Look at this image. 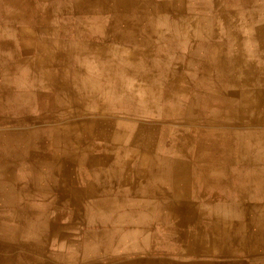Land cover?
<instances>
[{
    "label": "rangeland",
    "instance_id": "obj_1",
    "mask_svg": "<svg viewBox=\"0 0 264 264\" xmlns=\"http://www.w3.org/2000/svg\"><path fill=\"white\" fill-rule=\"evenodd\" d=\"M53 1L54 0H41L39 2L41 9V13L39 15L43 14L42 10L47 9L48 11L46 12V16L51 19L52 24H55L57 27L60 25L58 22L67 23L69 20H72L73 25L71 26V31H67L66 33H63V31L58 37H56V33L55 39L60 42L54 43L53 46L58 49H70L71 51H74V54H77L78 51L82 49L80 46L84 45L86 47L85 51L88 58L83 59L84 61H79L80 59H77L79 61V66L84 68V71L89 70L91 68L90 65L94 66L101 47L105 46L107 50L105 55L108 58L118 57L116 53L112 52L116 48L121 50V54L123 56L129 57L133 46H135L134 43L130 41L131 37L136 36L138 37V40H143L145 36L149 35L150 37L147 38L149 42H147L145 46H141L139 49L134 47L137 55H135L132 64L124 66L145 73V77L143 78V76H137V73H134L133 75H126L127 81L123 83L124 87L129 90L136 86L137 90L135 91V94L139 97L143 96L140 89L146 85L153 84V81L157 82V80L162 76V69L165 68L168 76L163 83H159L158 86L160 87V90H165V87L167 89L166 85H169L168 87L171 89L173 87L180 86L186 89V92L182 97L187 99L188 102L192 98H201L195 100L194 103L191 104L194 112L190 114L193 116L192 118H197L195 121L199 124V128L206 130L207 126L211 125L214 130V134L208 138L202 136V146L200 149L198 147V150H196L193 138L198 137L199 134L195 130L196 128L190 127L189 123H187L188 119L184 116L178 115V112L177 115H173L172 117H170L171 115H163L158 112L149 115L139 114L133 117L134 119L132 121L133 125H131V131H129L130 133L128 134H124L125 137L122 140H103L98 135L96 136V143L101 148L97 149L93 153L95 155H109V160H106V163L101 165L98 169H95V166L88 167V171H101L103 173L102 177L85 176V179H81L79 174H77V172L81 169H79V167L71 161L73 159L69 160L68 156H70V153H63V160L67 161V165L69 164L71 167V184H68V180L65 182V179H63L64 177H58L55 182L57 189L47 192L46 195L38 196L34 191H24L28 188L25 187L23 181H16L15 184L19 193L17 194L16 207L22 211H26L28 219L33 218L37 211L45 210L49 216V225L47 224L48 227H50V224L54 226V224L59 223L60 227L64 228L63 231H66L67 234L71 235V238H74L72 242H70L72 244L82 238V233L85 229H89L88 231L99 230L101 234L106 231L110 232L109 228H111V225L106 226L101 221H98L96 224L88 223L85 225V221L87 220L85 208H89L91 204L99 202V200L107 201L104 205L107 209L111 207L114 209L113 206H120L119 209L115 208L117 209L116 218L132 214L137 216V218L140 217L145 218V220H149L150 216H144L146 214L138 215L136 211L145 209L141 206L143 204H151V207H156V209H158V212L155 215L156 217L167 218L164 226L169 227L172 234L177 236H182V234H186L188 237L193 236V238H199L198 242H201L203 239L208 240L209 242L214 241L211 239V236L215 239V234L212 235L211 232L214 230L213 227L215 226V229H218L223 226H228L217 222L213 223L214 219L210 217L212 213L211 206L213 205L219 207V205H230L232 203H240L241 201L244 205L236 207V209L229 206L223 207L224 210H220L218 212L215 210V219H218L219 217H232L234 220L240 221L245 220L246 218L247 220H255L264 223V199L261 198V196L264 195V188H262V185L264 186V177H234V174L237 172L236 168L241 165L240 161H242L243 164L248 161L250 157H252V155L247 152L248 149L252 148L255 150L264 148V145L261 144H264V124L263 122L259 124L257 121L259 114L256 112L248 113L244 111L245 113L242 118H237L233 116L229 105L222 104L221 99L224 97L229 98L230 102L234 100L237 101L238 95H236V93L242 86L241 84L239 86H234L229 82V80H222L219 78V76L223 75L225 72V74L234 75V73L230 70L231 63L228 62L230 53L227 51V46H225L228 41V36L226 34L227 27L221 14L223 13L221 12L222 0H129L130 5L128 11L123 7L116 6L114 2H117V0H102L105 4L102 8L97 4L99 0H64L63 3L60 2L61 5H58L60 8H56L57 10L53 7ZM92 1L94 2L91 5H86V3H90ZM262 2H264V0H251L250 4L251 7L254 8L257 4H261ZM5 9L6 8L4 7L3 10ZM134 9L136 10V18L141 15H143V18L142 22H139V26L138 22L136 23V29L133 32L129 28V24L121 19V16H127L131 19L130 17H132L133 13H135L133 12ZM125 12L126 14H123ZM157 14H165L170 19L176 21V24L185 26L191 36L196 33L198 28H201L204 32L202 34H198L197 37L196 35L193 36L195 38H199L201 41H204V47L207 44L209 45L208 41L210 38L207 37L209 34V28H217L221 33H219V36L214 39L212 38L211 40L213 44H222L221 48L211 49L212 53H209L207 51L205 52L203 47H201L202 50L195 49L198 47H193L194 49L192 48L191 50L183 47L180 49L181 52H179L182 53L183 56L179 58L180 55L176 54L175 51L174 53L169 52L170 48L167 47V43L160 41V38L163 35L162 32H149V28L154 29V26H156V23L152 21L156 20L153 16ZM118 18L120 21L117 22ZM239 18L241 20L238 19V17L234 19L236 25L241 27L243 24H247V22L243 21L241 16H239ZM261 25H264V15L262 17H257V21L253 24L252 29L255 27L258 28ZM25 27L26 23L24 22L11 23L10 25L8 22H2L0 26V33L11 30V33L15 34V30L24 29ZM161 30H164L163 33L166 35L178 33L169 30L166 28V25H163ZM41 33H43L42 30L39 34H37V36L41 37ZM255 33L256 32L254 30H250L246 32V35L251 36ZM15 36L16 37H12L11 40L12 45H15V48L20 45V42L24 40L26 41L27 39L30 40L35 37L32 33H28L27 37L20 36V40V37L17 36V34ZM1 40L3 39L0 37V51L3 52L4 49L1 45ZM194 42L195 41L192 43L193 46H195ZM254 44L255 45L245 44L246 48H244V50L247 53L243 56V66L240 67L245 72L248 71L246 73L253 74L254 76L257 74L256 72L260 70L261 73L259 72L260 74H257V76L254 77L258 78L260 76H264V47L258 46L259 42H255ZM155 45L164 46V50H158V52L157 48L161 46H157L156 48ZM33 47H35V45ZM36 47L37 49L28 50L25 54L20 55L21 59L24 61L21 66L22 69L26 68L29 64L36 66L38 56L41 54L37 44ZM19 52H21V50H19ZM88 59L92 63H89ZM186 62H189L190 64H192V62L194 63L197 69L195 73L193 72L194 70H190L185 66ZM196 64H199L200 66L197 68ZM39 69L40 67L38 66L36 69L37 76L40 75ZM237 73L240 74L239 69ZM73 83L74 82H72V84ZM37 88H41V86H38ZM42 91L44 93L50 92L49 88L43 86ZM210 99H212V101H210ZM199 100L204 101V107L210 108L203 109L204 107H201L198 103ZM201 110L204 112L200 114V117L198 114ZM70 114L73 117L76 116V110L70 108ZM119 114L120 116H124L122 113ZM91 116L93 118L96 117L97 121L101 124L108 126V120L106 118L108 117L109 119V116H112V114L105 113L103 115H99L94 110L86 112V117L89 118ZM73 117L71 121L75 119ZM170 120L172 121L170 122ZM210 121H215V123ZM256 121L258 123H256ZM123 122L125 123L126 121ZM166 125H171L175 128L173 134H171V136L167 139L166 146L168 148L177 146V148H174L172 152L168 153L160 151L159 149L157 150L158 144H155L152 149V155L156 158L152 167L154 170L159 172L165 171V164H163L162 159H173L175 161H181L191 172L194 169H199L202 172L205 171L206 175L197 176L196 174H193L191 177H186L187 180L190 181V187L204 188L203 185L205 183L202 182L204 179L209 182H215L214 184L218 181H224V183H229V186L238 187L236 189H240L235 190L233 188V192L228 195L221 191L223 189H215V196H211L208 192H203V194L199 197H196L193 193L194 189H191L183 201H185V206L189 209L187 210L188 212L202 214L200 215L202 218L200 219L201 224L199 225L196 222L195 224L180 223L181 219L176 214L178 212L187 211L184 210V208H177V205L180 204V202L174 195L171 181L172 178L175 177H166V174H160L159 172L158 176H150L147 175L148 173L140 174L139 168L141 167H139L140 164L138 162V158H130L131 152L137 151V145H141L142 141H137V139L143 138L144 135L142 136V134L145 133L143 129H152L151 131H155L157 138H159ZM8 126L12 127V124L8 123L3 125L2 122L0 123V129H4ZM114 126L117 127L116 124ZM106 128H110V126ZM252 133L255 135L257 134V136L251 139L250 136ZM181 138L183 141H186L187 144L185 145L184 151L181 147ZM119 152H122V154L127 153L128 163L123 166V176L114 177L110 175V172L112 173L116 166L120 167L119 163L116 164L117 161L114 159V156L119 154ZM79 154L81 155V153ZM255 161L256 164L263 163L262 165L256 166L257 171L262 170V168L264 169L263 161L260 159ZM225 163H228L229 165V167H226V171L229 170L233 172L231 176L226 175L224 172L225 168L222 166ZM98 178H100V181L97 180ZM93 184L98 186L96 193L93 191ZM221 185L224 186L222 183ZM73 186L81 188V192L84 193L79 200V203L82 205L81 209L79 208V205L73 204L75 196L70 193V187ZM147 187L155 190V192L146 194L144 189ZM60 189H66V191ZM224 196L230 198L224 199ZM207 204L211 206H208ZM159 207L165 208L162 209ZM174 209H178V211ZM234 209H238L240 212H235ZM251 209H261L262 212L254 213L253 210L250 213L249 211ZM93 210L99 213V206H95ZM226 210H229V213H227ZM57 215H60L58 219L56 218ZM4 216L10 217V210L8 207L0 206V218L4 219ZM259 217H261V220L258 219ZM232 223V227H235V223ZM11 224L14 225L15 223L11 222ZM129 225H131V223ZM196 226H199L202 229V233L196 230ZM159 227L160 226L155 227V230H158ZM115 236L118 237L119 235H114V237ZM33 241V238H29L25 240V243H32ZM62 242L63 241H61L58 237L51 240L46 256L40 258V261H53L55 257L52 253L58 249L55 244ZM10 243L13 242L0 240V255L1 252H5L7 250V244ZM188 246L175 243L174 245L168 247H159L157 245L155 248L157 253H165L169 255L168 259H166L168 264L178 262L183 263L184 260L191 261L194 259H198L200 261L213 260L215 262L231 259L225 258L219 254H189V256H187L186 253L187 249H189ZM15 248L17 251L19 250L18 247ZM63 248L73 250L76 248V245H66ZM143 248L146 247L141 246V249ZM151 250L153 251V249ZM117 253L118 255H123V251H119ZM249 259L250 256H244L242 258L245 263H251V260ZM74 264L81 263L75 262Z\"/></svg>",
    "mask_w": 264,
    "mask_h": 264
},
{
    "label": "bare ground",
    "instance_id": "obj_2",
    "mask_svg": "<svg viewBox=\"0 0 264 264\" xmlns=\"http://www.w3.org/2000/svg\"><path fill=\"white\" fill-rule=\"evenodd\" d=\"M40 1L41 0H0V14L3 16L11 15L19 18L21 21H24V23H26V27L22 31L35 35V37L30 40L27 39L26 41H22L20 50L23 51L22 54H25L28 50L37 49V44L39 52L41 53L37 59L42 65L39 69L41 72L40 75L37 76V71L34 69L36 67L33 66V68L30 66L29 69L30 72H32L29 73V70L25 71L24 75H21V78H32L33 80L41 78L44 82L43 87H47L50 90L49 93H43V99L39 106L43 112L42 126L44 128V160L42 176L39 177L38 174V177H35V179L36 181L41 182L42 188L40 189L42 195H46L47 192L57 189L52 184L56 182V177H64V181L66 182L68 180V184H71V167L69 164L67 165V161L63 160V153H70V156H68L69 160L73 159L74 163H76L79 169H81L77 172L81 179H85V176L102 177L103 173L101 171H88V167L95 166V169H98L101 165L106 163V160H109V155H95L93 153L97 149L101 148L96 143V136L98 135L103 140H122L125 137L124 134H128L130 133L129 131H131V125H133L132 121L134 119L133 117L139 114L149 115L158 112L163 115H171L170 117H172L173 115H177L178 112V115L184 116L188 119L187 123H189L190 127L196 128L195 130L199 134L198 137L193 138L196 150H198V147L200 149L202 146V136L207 138L209 136H213L214 130L211 125L207 126L206 130L199 128V124L195 121L197 118H192L193 116L190 114L194 112L191 104H193L195 100L201 98H192L188 102L187 99L182 97L184 96L186 89L180 86H176L171 89L168 87L169 85H166L167 89L165 87V90H160V87L158 86L159 83H163L168 76L165 68L162 69V76L157 80V82L153 81V84L146 85L140 89L143 96L139 97L135 94V91L137 90L136 86L129 90L124 87L123 83L127 81L126 75H133L134 73H137V76H143V78L145 77V73L124 66L132 64L135 55H137V53H135V48L139 49L141 46H145L146 43L149 42L147 39L150 37L149 35L145 36L143 40H138V37L136 36L131 37L130 41L133 42L135 46H133L129 57L123 56L121 54V50L116 48L112 52L116 53L118 57L108 58L105 55L107 53L105 46L101 47L96 62L94 61V66L90 65L91 68L84 71V68H81L78 64L79 61H84L83 59L88 58L85 51L86 47L84 45V47L80 46L82 49L79 50L77 54H74V51H71L70 49H58L53 46L54 43L60 42L55 38L60 36L62 34L61 32L64 31L63 33H66L67 31H71V26L73 25L72 20H69L67 23L58 22L60 25L58 27L55 26V24H52V20L46 16V12L48 11L47 9L42 10L43 14L39 15L41 13L39 6ZM94 1L86 3V5H91ZM250 1L251 0H222L221 2V12H223L221 14L227 27L226 34L228 36V41L225 46H227V51L230 53L228 62L231 63L230 70L234 73V75H228L225 74V72L223 75H220L219 78L222 80H229V82L234 86H239L240 84L242 85L240 90L236 93V95H238L237 101L234 100L230 102L227 97L222 98L221 101L222 104L229 105L234 117L242 118L245 112H256L259 114L257 121L259 124H261V122L264 124V76L254 78L257 74L261 73L260 70H258L256 72L257 74L254 76L253 74L246 73L248 71L245 72L240 67L243 66V56L247 53L244 50V48H246L245 44L255 45V42H259L258 46L264 47V25L252 29L253 24L257 21V17H262L264 15V2L257 4L253 8L251 7ZM60 2L63 3L64 0H54L53 7L55 9L60 8ZM114 3L116 6L123 7L127 11L129 9V0H117V2ZM97 4L101 8L105 5L102 0H99ZM2 7H5L6 9L3 10ZM126 12L123 14H126ZM133 12L135 13H133V16L130 17L131 19L127 16H121V19L127 22L129 24V28L134 32L136 29V23L138 22L139 26V22H142L143 15L136 18V10L134 9ZM239 16H241L243 21L247 22L248 25L243 24V27L236 25L234 19L237 17L240 19ZM153 18H156V20L152 21L156 23V26H154V29L149 28V32H162L163 35L160 38V41L167 43V47L170 48L169 52L174 53L175 51L176 54L180 55L179 58L183 56L182 53H179L181 52L180 49L183 47L188 48V50H191L193 47H198L195 49H201V47H203L205 52L207 51L212 53L211 49H220L222 46V44L218 43L213 44L211 40L212 38L214 39L220 35L219 33L221 32L217 28H209V34L207 35V37L210 38V40L207 38L209 40V45L207 44L204 47L205 42L193 36L196 35L197 37L198 34H202L204 31L201 28H198L196 33L191 36L185 26L176 24V21L170 19L165 14H157L154 15ZM118 21H120L119 18L117 19V22ZM163 25H166V28L169 30L178 33H172L171 35L164 34V30H161ZM41 30L43 32L41 33L42 36L38 37L37 34H39ZM250 30H254L256 33L251 36L246 35V32ZM56 33L57 35L55 37ZM193 41H195V46L192 45ZM34 45L35 47H33ZM155 46L156 48L157 46H161L157 48V51L164 50V46L162 45ZM17 51L19 50L13 51L12 53L13 61L16 66L21 65L24 62L20 57V52ZM78 56L81 57L79 58ZM77 59L80 60L78 61ZM4 62L7 64V61ZM88 62L92 63L89 59ZM196 65L197 68L200 66L199 64ZM185 66L190 70H194V73L197 70L193 62L192 64L186 62ZM238 69L240 74L237 73ZM7 70L12 71L13 69H6V71ZM2 77L5 78L6 75ZM72 82L74 83L72 84ZM27 86L30 90L33 87L32 85ZM1 90L2 97H5V95H7L6 90L4 88H1ZM210 101H212V99H210ZM198 103L201 107L204 105L203 100H199ZM70 108L76 110V116L73 117L70 114ZM209 108L210 107H204L203 109ZM90 110H94L99 115H103L105 113L112 114V116H109V119L108 117L106 118L108 120V126L98 122L96 117H86V112ZM202 112L204 111H199L198 116L201 117L200 114H202ZM119 113H122L124 116H120ZM72 117L75 119L71 121ZM172 120H170V122ZM123 121L126 122L124 123ZM257 121L256 123H258ZM210 122L215 123V121ZM115 124L117 127L114 126ZM109 126L110 128H106ZM146 129H143V131H145V133L142 134V136L144 135L143 138L137 139V141H142V146L140 144L137 145V151H132L130 158H138V162L140 164L139 167H141L139 168L140 174L148 173L147 175L150 176H158L159 173H164L166 174V177H175L172 178L171 181L174 195L180 202V204L177 205V208L180 207L182 209L184 208L186 211L189 210L188 207L185 206V201L183 200L186 198L187 194H189L191 189H194L193 193L196 197L201 196L203 192H208L211 196H215V189H223L221 191L225 192L226 195L233 192L234 189L240 190L236 189L238 187L229 186V183H224V181H218L214 184L215 182H209L204 179L202 181L205 183L203 185L204 188L190 187V181H188L186 177H191L193 174H196L197 176L206 175L205 171L202 172L199 169H194L191 172L181 161H175L173 159H162L163 164H165V171L159 172L154 170L152 167L156 158L152 155V149L155 144H158L157 150L159 149L160 151L168 153L172 152L174 148H177V146H172L170 148L166 146L167 139L171 136V134H173L175 128L171 125H166L159 138H157L155 131H151L152 129L150 128ZM254 135L255 134L253 133L251 134V139L257 136V134L255 136ZM180 140L182 145L181 147L184 151L185 145H187L186 141H183L182 138ZM24 143L25 137L23 135H16L14 138L10 137L7 142L2 144L11 145L10 148L20 150ZM261 144L264 145L263 143ZM122 152H119V154L114 156V159L117 161L116 164L119 163L120 167L116 166L113 169V172H110L111 176H123V166L127 165L128 158L127 153L122 154ZM247 152L252 155V157H250L248 161L243 164L242 161H240L241 165L236 168L237 172L234 174V177H264L263 168L260 171L256 170V166L262 165L263 163H257V165L255 161L260 159L264 162V148L255 150L250 148ZM79 153H81V155ZM222 167L225 168L224 172L226 175H232L233 172L229 170L226 171V167H229L228 163H225ZM3 169L5 168L3 167ZM97 180L100 181V178ZM221 183L224 186H222ZM70 188V193L75 196L73 204L79 205V208L81 209L82 205L79 203V200L84 193L81 192V188H76L74 186ZM262 188H264L263 185ZM64 190L66 191V189ZM97 190L98 186L94 185L93 191L96 193ZM144 190L146 194L155 192V190H152L150 187H147ZM17 194H19L17 186L10 183V177H2L0 183V203L3 202L5 203L4 206L9 207L10 217L4 216L3 218L5 220L0 218V240H8L13 243L7 244V250L5 252H1L0 264H58L57 262L51 260L41 262L40 258L46 256L51 240L55 237L66 241V243L70 241L72 242L74 238H71V235L67 234L66 231H63V228L58 224H54V226L50 224V227H48L49 216L45 210L37 211L33 218L28 219L27 212L16 207ZM225 198L230 197L224 196V199ZM261 198L264 199V195L261 196ZM106 203V200H99V202L91 204L89 208H85V215L87 217L85 225L88 223L96 224L98 221L104 223L113 221L116 223L118 222L119 225L134 222L133 219L135 217L132 214L117 217V220L116 210L119 209L120 206H113L114 209H117L111 213L100 214L93 210L95 206H104ZM207 205L211 206L209 204ZM243 205V202L240 201V203L219 205V207L215 205L211 206L212 213L210 217L214 219L213 223L217 222L228 226H223L218 229H215L214 226V230L211 232L212 235H217L216 241L213 236H211V239L214 241L211 242L203 239L201 242L189 245V249H187L186 253L187 256H189V254H219L225 258H231L230 260L215 262L213 260L200 261L198 259H194L191 261H184L183 263L178 262L170 264H248L243 262L242 258L244 256H257V254H259V250L264 249V246L261 242H257L253 239V236H251L252 230L232 227V222L247 223L250 220L245 218V220L238 221L234 220L232 217H219L218 219H215V210L218 212L220 210H224L223 207L229 206L236 209V207H241ZM141 206L144 208H150L152 205L143 204ZM174 210L178 211V209ZM226 212L229 213V210H226ZM235 212L240 211L237 209ZM156 213L157 212L154 214L152 213L150 216L155 217ZM176 215L180 217V223L182 224H195V222L198 225L201 224L200 219L202 217L200 215L202 214L190 213L187 211L178 212ZM59 217L60 215H57L56 218L58 219ZM258 219L261 220V217ZM11 222L15 224L12 225ZM138 222L147 221L145 218H140L138 219ZM88 230L89 229H85L82 233V238L76 241L78 244H76L75 249H64V244L58 243L55 244L58 249L52 254L58 259L64 258L68 255H70L71 258H75L79 253H82V256L85 254V257L91 258L94 256H101L102 254H110L109 251L111 246H113V243L117 240L114 238V233L106 231L101 234L99 230ZM196 230L202 233V229L199 226H196ZM29 238H33L35 241L32 243H23V239ZM90 241H92V243ZM15 247H18L19 250L17 251ZM67 262L69 261L65 260V264H67ZM88 262L89 261L86 260L83 262L81 261L80 263L88 264ZM258 263L264 264V260ZM161 264H163V262H161ZM254 264H256V261Z\"/></svg>",
    "mask_w": 264,
    "mask_h": 264
},
{
    "label": "crops",
    "instance_id": "obj_3",
    "mask_svg": "<svg viewBox=\"0 0 264 264\" xmlns=\"http://www.w3.org/2000/svg\"><path fill=\"white\" fill-rule=\"evenodd\" d=\"M3 8L4 7H2V9ZM2 22H8L10 25L11 23L24 21H21L19 18L11 15L3 16L0 14V26ZM22 30L24 29L15 30V34L11 33V30H7L6 32L3 31V33H0V37L3 39L1 40V45L4 49L3 52L0 51V123L2 122L3 125H6L8 123L12 124V127L8 126L4 129H0V183L2 177H10V183L15 186L16 181H23L25 187L28 188L24 191L31 190L37 193V195L39 196L42 195L40 189L42 188V185L40 181H36L35 177H38V174L39 177L42 176L43 171L44 128L42 126L43 112L41 107L39 106L43 99L42 96L44 92L42 91V86L44 82L41 78L36 80H33L32 78H21V75H24L25 71L29 70L30 73L29 67H33L34 65L29 64L26 68L22 69L21 66L23 63L16 66L13 61L12 53L13 51L20 50L21 42L19 43L20 45L15 48V45H12L11 40L12 37H16V34L19 37H27L28 33L23 32ZM20 39L21 37L19 38V40ZM21 54L22 51L20 52V55ZM4 61H7V64ZM38 66L40 68L42 67V65L37 62L35 66L36 68H33L36 70ZM6 69L13 70L6 71ZM5 75V78L2 77ZM27 85L33 86L31 90ZM38 86H41V88H37ZM1 88H4L6 90L7 95H5V97H2ZM16 135H23L25 137V143L20 150L10 148L11 145L2 144L7 142L10 137L14 138ZM71 161L74 162V160ZM74 164L77 166L76 163ZM3 167L5 169H3ZM56 178L58 179V177ZM52 184L54 187H56L55 182ZM4 204L5 203L2 202L0 203V206L4 207ZM159 208L163 209L165 207ZM253 210L251 209L249 212L251 213ZM112 211H114L112 207L107 209L105 206H100L98 212L104 214L111 213ZM136 212L138 215L146 214L144 216L148 217L152 213L154 214L155 212H158V209H156V207H150L142 210L140 209ZM253 212L260 213L262 211L261 209H258L254 210ZM134 217V222H132L131 225H129V223V226L119 225L118 222L116 223L112 221H110L111 223L102 222L106 226L111 225V228H109L110 233H114L113 235H119L118 237H114L117 240L113 243V246H111V249L109 251L110 254H102L101 256H94L91 258L85 257V254L82 256V253H79L75 258H71L70 255H68L64 258L59 259L54 255L55 260L53 259V261L57 263L59 262L58 264H65V260L69 261L67 262V264H74L75 262H83L86 260L90 262H88V264H161V262H163V264H168L166 262V259H168L169 255L165 253H157L155 246L157 247L158 245L159 247H168L174 245L175 243L188 246L193 243H198L199 241V238H193V236L188 237L186 236V234H182V236L172 234L170 228L164 226L167 220L166 217L150 216L149 220H146L147 222H138V219H140V217ZM156 220H158L159 222ZM234 223L235 228L252 230L251 236H253V239H255V241L257 242H261V244L264 246L263 222L250 220L247 223ZM58 225L60 224L58 223ZM157 226L160 227L158 230H155V227ZM216 238L217 235H215V239ZM25 240L27 239L22 240L23 243H25ZM70 242L66 243V241H63L59 244H64V246L78 244V242L74 244ZM90 242L92 243V241ZM141 246H144L146 248L141 249ZM150 248L153 249V251ZM119 251H123V255H118L117 252ZM258 253L259 254H257V256L250 257L249 260H251V263L248 262V264H254L255 261L256 264H263L258 262H262V260H264V249H260Z\"/></svg>",
    "mask_w": 264,
    "mask_h": 264
}]
</instances>
